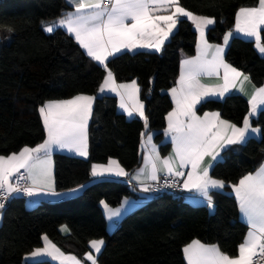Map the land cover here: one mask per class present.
<instances>
[{"label": "trees", "instance_id": "16d2710c", "mask_svg": "<svg viewBox=\"0 0 264 264\" xmlns=\"http://www.w3.org/2000/svg\"><path fill=\"white\" fill-rule=\"evenodd\" d=\"M259 0H180V5L197 16L213 18L206 37L213 44L235 27L236 13L242 7H255ZM70 6L65 0H0V155L35 147L46 138L39 106L49 100L70 99L75 95L96 96L89 123V156L79 158L55 153V186L59 191L90 182L93 164L116 159L132 174L142 162L141 139L145 123L127 120L117 111L113 96L98 97L106 75L104 67L93 63L64 31L47 34L42 22L62 17ZM177 30L160 53L139 51L111 59V70L119 83L136 80L140 99L145 104L149 131L162 156L168 154L163 131L172 108L168 90L178 81L182 58L196 54L197 30L188 20H180ZM8 29H12L9 31ZM264 45V27L260 31ZM254 41L233 38L226 61L248 75L253 85L264 84V56ZM249 102L241 95L221 100L208 99L196 113L218 112L238 126L248 116ZM261 129L260 139L250 138L244 145L228 148L209 175L226 182L225 191H213L215 211L194 206L183 196L155 194L118 225L107 229L101 201L118 207L138 194L123 181L100 180L90 183L80 195L57 202L41 201L26 208L23 196L13 198L3 210L0 226V264H52L49 261L26 263L27 254L40 247L44 236L63 252L83 257L93 239H103L105 248L99 264H185L183 248L194 240L217 245L230 256L238 255L247 227L239 219L237 200L231 185L255 172L264 159V109L250 122ZM71 234L64 237L60 227Z\"/></svg>", "mask_w": 264, "mask_h": 264}, {"label": "snow or ice", "instance_id": "6c2138e0", "mask_svg": "<svg viewBox=\"0 0 264 264\" xmlns=\"http://www.w3.org/2000/svg\"><path fill=\"white\" fill-rule=\"evenodd\" d=\"M66 4L74 7L75 11H68L61 18L42 22L43 30L52 33L56 28L66 29L73 35L86 55L106 70L103 82L99 85L98 93L114 92L120 96V108L129 117L134 114L140 116L147 128L148 121L144 113V105L139 100L140 88L136 80L130 83H117L111 70L107 69L109 57L123 51L138 49H154L160 51L164 42L173 33L180 18L191 20L200 32L201 44L198 45L197 56L181 62V72L177 83L179 88H171V94L176 108L168 113V127L165 136H170L175 158L179 160L181 168L191 165L183 187L189 191L195 189L205 199L209 208L214 207L211 189H224V180L213 179L209 176L211 161L220 157V150L226 146L244 144L252 134H260L261 129L253 127L249 116L261 110L264 106V87L255 88V93L249 100L251 112L245 116L243 126L238 127L227 120L220 119L218 112L196 114V106L211 96L222 97L230 87L236 86V80L248 76L224 62L221 45H210L204 39L207 26L215 23L213 18L197 16L180 5V0H65ZM167 13V14H161ZM234 30L223 36V45L227 46L230 38L239 34L246 38H254L261 54L260 29L264 26V0H259L258 7H242L236 13ZM12 31V29H8ZM215 49L211 61L207 60L208 50ZM224 68V85L219 89L205 88L199 84L198 77L202 74L213 75L220 67ZM127 97V99H125ZM93 95H75L70 99L49 100L38 108L46 131V139L35 147L25 146L18 153L8 156L0 155V210L13 194L23 193L28 197L49 195L59 197L66 195L57 192L53 186L50 163L54 149L67 150L80 157L88 156V121L92 115ZM183 118V119H182ZM143 135V133H142ZM149 141L151 135L148 136ZM155 151V146H153ZM205 157L211 161L204 166ZM157 159H160L157 155ZM164 169L172 176H184L185 173L175 170L174 158L165 157L161 160ZM24 169L26 175L20 174ZM151 179L156 180V165L152 164ZM140 172L143 169L139 170ZM128 173L118 161L109 158L107 164H93L90 177L93 180L104 179L109 176L122 177ZM16 178L17 184L10 181ZM136 177H133L135 179ZM20 181H30L21 187ZM167 187L175 186L174 182L165 181ZM85 185L69 189L68 194L82 190ZM235 194L240 213L249 231L238 246V255L230 256L223 253L215 244L206 245L194 240L183 248L187 264H257V257L264 258V163L254 173L244 175L238 183L231 185ZM149 192V187L142 189ZM108 213L109 219L120 214L119 210H112L101 201ZM62 231H67L64 226ZM44 247H38L30 253L28 258L49 256L52 260L59 259L61 264H81L77 257L65 255L44 236ZM90 251L86 254V261L98 264L97 256L101 253L105 241L93 239L89 242Z\"/></svg>", "mask_w": 264, "mask_h": 264}, {"label": "crops", "instance_id": "0c3cea01", "mask_svg": "<svg viewBox=\"0 0 264 264\" xmlns=\"http://www.w3.org/2000/svg\"><path fill=\"white\" fill-rule=\"evenodd\" d=\"M259 6V2H258V4L255 6V7H258ZM69 11H72V12H74L75 11V9H74V7H71L70 6V10ZM68 12V11H67ZM66 12V13H67ZM161 14H167V13H161ZM61 18V17H60ZM188 20L190 23H191V25H193L194 26V28L197 30V28H196V26H195V24L191 21V20H189V19H187L186 17H182V18H180V20ZM178 24H179V22H178ZM213 25V24H212ZM212 25H209V26H207V28H205V31H204V39L205 40H207V42H208V44H210V45H221V46H223L224 47V51H223V53H222V58H223V60H224V62L225 63H227V64H229L228 63V61H226V53H227V48L230 46V43H231V41L233 40V38H235V37H239V38H242V39H245V40H250V41H254V43H255V40H254V38H246V37H243L242 35H239V34H237V35H235L234 37H232V38H230V40H229V43H228V45L227 46H224L223 45V39H222V41H221V43H218V44H213V43H211V42H209L208 41V39H207V37H206V34H207V31L212 27ZM264 26H262L261 27V29L263 28ZM177 28H178V25L176 26V28L175 29H173V33L177 30ZM235 28V27H234ZM261 29H260V31H261ZM57 30H62V31H64L68 36H70L71 38H73L74 39V41L76 42V44L80 47V45L78 44V42L75 40V38H74V36L73 35H69L68 33H67V31H66V29H64V28H56V30L54 31V32H56ZM44 31V30H43ZM54 32H52V33H54ZM47 34H50V33H48V32H46ZM51 33V34H52ZM172 33V34H173ZM197 33H198V36H197V45H196V54L193 56V57H195V56H197V54H198V45H200L201 44V37H200V32L197 30ZM224 36V35H223ZM169 37H171V35L169 36ZM170 40V38H168L165 42H164V44H163V46L161 47V49H160V51H155L154 49H138V50H135V51H131V52H129V51H123V52H121V53H119V54H116V55H114V56H112V57H109V59H108V61H107V65H108V63H109V61L111 60V59H113L114 57H116V56H118V55H120V54H123V53H136V52H139V51H144V52H150V53H160L161 52V50H163V48H164V45L168 42ZM1 41H2V37H1V35H0V45H1ZM260 43H261V41H260ZM261 45H262V43H261ZM254 47H256V50H257V52L261 55V56H264V54H261L260 52H259V50H258V48H257V46H256V43H255V46ZM81 48V47H80ZM82 49V51L85 53L84 55H86V52H85V50L83 49V48H81ZM215 55V49L214 48H212V49H209L208 50V55H207V60H209V61H211L212 59H213V56ZM87 56V55H86ZM88 57V56H87ZM193 57H184V58H182V60H181V62L183 61V60H185V59H191V58H193ZM93 63H95V64H97V65H99L97 62H95V61H93L90 57H88ZM181 62H179L180 63V68H179V74L177 75L178 76V80H179V77H180V72H181ZM230 65V64H229ZM100 66V65H99ZM232 66V65H231ZM233 67V66H232ZM235 68V67H234ZM238 70V69H237ZM238 71H240V70H238ZM113 73V72H112ZM244 74V73H243ZM113 75H114V73H113ZM244 75H246V74H244ZM246 76H248V75H246ZM249 77V76H248ZM114 78H115V75H114ZM115 80H116V78H115ZM198 80H199V84L200 85H202L203 87H205V88H210V89H219L220 87H222L223 85H224V68L221 66L219 69H218V73L217 74H213V75H207V74H202V75H200L199 77H198ZM116 82L119 84V82L116 80ZM131 81H128V82H123V83H130ZM137 82V81H136ZM138 84V83H137ZM174 87H177V88H179V84L177 83ZM261 87H264V84H263V86H261ZM140 88V87H139ZM171 88H173V87H171ZM171 88H170V90H171ZM255 88H258L257 86H255V85H253V82H252V80H251V78L249 77V79L247 80V81H245L244 79H243V76H241L240 78H238L237 80H236V86L234 87V88H231L230 87V89H229V91L228 92H225L224 93V95L222 96V97H219V96H211V97H208V98H206L204 101H206V100H208V99H216V100H221V99H223V98H225V97H229L230 95H241V97L243 96V98H245L248 102H249V100L251 99V97H252V95L255 93ZM170 90H168V92H167V94H168V97H169V101H171V103H172V108H171V110L169 111V112H171V111H173L175 108H176V103H175V100L173 99V96H172V94H171V91ZM98 92V91H97ZM98 97H104V96H113V97H115L116 99H117V111H118V113H120V114H122L123 116H125V118L127 119V120H129V122H130V120H133V119H140L141 121H143L144 122V120L140 117V116H138V115H136V114H134L132 117H129L128 115H127V113H125L124 112V110L123 109H121L120 108V96L119 95H117L116 93H114V92H105V93H103V94H99L98 93V95H97ZM96 97V96H95ZM139 100H140V102H141V99H140V92H139ZM125 99H127V97H125ZM203 101V102H204ZM95 102V100L93 101V103ZM143 105H144V113H146V110H145V104L143 103V102H141ZM201 104V103H200ZM200 104H198L197 106H196V111H197V109H198V107L200 106ZM250 105V104H249ZM93 106H94V104H93ZM262 109H264V106H261V110ZM92 110H93V107H92ZM250 111H249V113L251 112V105H250V109H249ZM261 110H258L255 114H253V115H251V116H249V113H248V116H249V119H250V122H252V119H254V118H256L257 116H258V114H259V112L261 111ZM168 112V113H169ZM168 113H167V116H166V127H165V129L168 127V119H167V117H168ZM209 113H211V112H209ZM198 116H203V115H199L198 113H196ZM220 114V113H219ZM146 116V115H145ZM91 118V117H90ZM42 119V118H41ZM183 119V118H182ZM220 119H223V120H225L221 115H220ZM89 123H90V119H89V121H88V129H89ZM252 125V124H251ZM238 126V125H237ZM243 126V124L242 125H240V126H238V127H242ZM253 126V125H252ZM145 127V126H144ZM253 127H255V126H253ZM258 128V127H257ZM87 129V131H88V141H89V130ZM164 129V130H165ZM146 130V129H145ZM46 132V131H45ZM261 134V133H260ZM260 134H252V135H250L249 137H248V139H250V138H255V139H260V137H261V135ZM149 135H151V140L149 141V139H148V136ZM46 139V138H45ZM163 140H164V142L165 143H168V144H170V150H168V154L167 155H165V156H162V154L159 152L160 150H159V145L156 143V141H155V132H152V131H149L148 130V133L147 134H145V131L143 132V135H142V139H141V150H142V162H141V164H140V167L136 170V171H134L132 174H128L127 176H122V177H116V176H109V177H106V178H104V179H96V180H93L92 178L90 179V182H87V183H85V184H83V185H85V187L82 189V190H80V191H78V192H76V193H71V194H68V190H62V191H59V190H57L56 189V186H55V169H53L54 168V158H53V155L55 154V153H61V154H66V155H69V156H74V157H79V158H85V157H80V156H78V155H76L75 153H70V152H68L67 150H58V149H54L53 150V152H52V155H51V163H50V171H51V177H52V182H53V186H54V188H55V190L57 191V192H60V193H65L66 195H62V196H59V197H55V196H49V195H40V196H36V197H28V196H23L24 198H25V200H26V208H33V206H36L39 202H41V201H48V202H57L58 203V201H61V200H65V199H69V198H73V197H76V196H78V195H80L81 194V192L82 191H84V189L90 184V183H92V182H94V181H100V180H120V181H123V182H126V183H128L131 187H132V190L133 191H135L137 194H138V196L139 197H137V198H128V199H125L123 202H121L120 203V205L118 206V207H110L109 206V208L110 209H112V210H119V212H120V214L118 215V216H114V217H112L111 219H109V217H108V213L106 212V210H105V208L103 207V205L100 203V205L102 206V210H103V213H104V217H106V220H107V229H108V232L109 233H113L116 229L115 228H117L118 227V225L127 217V215H129V214H131V213H133L134 211H136L137 209H139V208H141V207H143L144 205H146V202H148V201H150L151 199H153V197H154V194H152L151 193V191H149V192H144L142 189L145 187V186H147V187H149V188H151V186L155 183V182H157L162 176H165V175H169L168 173H167V170L166 169H164V167H163V165H162V163H161V160L163 159V158H165V157H169V156H172L173 158H174V166H175V170H177V171H182L183 173H185V175L184 176H182V188L181 189H183V199H184V201H186L187 203H189V204H191V205H194V206H206L207 208H208V211L210 212V213H213V211H215V203H214V201H213V203H214V207L213 208H209L208 206H207V203H206V199L199 193V192H197L195 189H193V190H191V191H189L188 189H185L184 187H183V181L184 180H186L187 179V173L188 172H190L192 169H191V165H187V166H185V167H183V168H181L180 166H179V160L178 159H176L175 158V154H174V152H173V144H172V141H171V137L170 136H165V134H164V131H163V138H162ZM247 139V140H248ZM246 140V141H247ZM238 145H244V144H238ZM238 145H231V146H226L224 149H222V150H220V157L216 160V161H211V157H205V162H204V166H207V163L209 162V161H211V164H212V167H213V165L215 164V163H217V161H219V160H221L222 159V155H223V153L226 151V150H228V148H231V147H235V146H238ZM153 146H155V151L153 150ZM88 154H89V142H88ZM157 155H159V157H160V159H157ZM89 156V155H88ZM88 156L86 157V158H88ZM114 160H116V159H114ZM263 161L261 162V164L262 163H264V159H262ZM116 161H118V160H116ZM153 163H155V165H156V176H157V179L156 180H152L151 179V175H152V171H153V169H152V164ZM105 164H107V163H105ZM120 164V163H119ZM260 164V165H261ZM259 165V166H260ZM120 166H121V164H120ZM122 167V166H121ZM212 167L209 169V173L211 172V169H212ZM123 168V167H122ZM140 169H143V171L142 172H140L139 170ZM125 170V169H124ZM126 171V170H125ZM20 172H25L24 171V169H21L20 170ZM127 172V171H126ZM128 173V172H127ZM252 173H254V172H252ZM17 175H19V174H17ZM172 176H174V175H172ZM210 176V175H209ZM133 177H136L135 179H133ZM211 177V176H210ZM212 178V177H211ZM15 179V177H13V179L10 181L11 183L13 182V180ZM214 179V178H213ZM26 183H28V184H30L31 182L30 181H27ZM75 188H77V187H75ZM73 189V188H72ZM225 189H226V187L224 188V189H222V190H220V189H211L210 190V192H209V194L211 195V193L213 192V191H225ZM231 193L233 194V196H234V198L237 200V198H236V196H235V194L232 192V189H231ZM21 196V195H20ZM237 203H238V201H237ZM238 207H239V205H238ZM3 210L4 209H2V210H0V226H1V223H2V218H3ZM239 211V219H240V221L241 222H243V224H245L246 225V227H247V233H248V231H249V227L247 226V224H246V222H245V220H244V218L242 217V215H241V213H240V209L238 210ZM64 226H66V225H63V226H61L60 227V233H61V235L62 236H64V237H68L70 234H71V232L69 231L70 229L67 227V231H62L61 229H62V227H64ZM246 233V234H247ZM245 237H246V235H245ZM245 239V238H244ZM48 241H50L51 242V244H54V242L50 239V238H48ZM190 244V243H189ZM204 244V243H203ZM44 245H45V241L42 239V244H41V246L40 247H44ZM58 249H60L56 244H54ZM207 245V244H206ZM187 246V245H186ZM89 249H88V251H87V253H89L90 251L93 253V255H96L95 254V252H94V250H92L91 248H90V244H89ZM104 248H105V244H104V246H103V249H102V251H101V253H99L98 254V256H97V261H98V258H99V256H100V254H102V252L104 251ZM34 251V250H33ZM32 251V252H33ZM60 251L61 252H63L61 249H60ZM31 253V252H30ZM30 253L29 254H27L25 257H23L24 258V261L26 262V263H36V262H41V261H49V262H51L52 264H61V261L59 260V259H57V260H52L51 259V257H49V256H39V257H35V258H28V259H26V257H29L30 256ZM65 255H72V256H75V255H73V254H71V253H65V252H63ZM86 253V254H87ZM86 254L85 255H83V257H78V256H75V257H77V259H79L80 261H81V264H91V262H87L86 261ZM183 256H184V253H183ZM184 260H185V264H187V261H186V258H185V256H184ZM65 264H70V262H65ZM99 264V263H98Z\"/></svg>", "mask_w": 264, "mask_h": 264}, {"label": "built area", "instance_id": "2783aa9c", "mask_svg": "<svg viewBox=\"0 0 264 264\" xmlns=\"http://www.w3.org/2000/svg\"><path fill=\"white\" fill-rule=\"evenodd\" d=\"M107 2V0H106ZM182 172V171H181ZM20 174L26 175L25 172H20ZM165 181H168L169 183L174 182L175 186L172 187H167L165 185ZM27 181H20L19 184L21 187H24ZM14 185L17 184L16 178L12 182ZM182 188V176H170V175H165L162 176L157 182H155L150 189H155V190H150L152 194H170V195H179L183 196V189ZM25 196L23 193L20 194H13V196L6 201L5 206L15 197L17 196ZM5 208V207H4ZM257 264H264V258L257 257Z\"/></svg>", "mask_w": 264, "mask_h": 264}, {"label": "water", "instance_id": "95a60500", "mask_svg": "<svg viewBox=\"0 0 264 264\" xmlns=\"http://www.w3.org/2000/svg\"><path fill=\"white\" fill-rule=\"evenodd\" d=\"M148 126H149V124L147 125V128L145 127V129H146V130H145V134L148 133V130H149V127H148Z\"/></svg>", "mask_w": 264, "mask_h": 264}, {"label": "rangeland", "instance_id": "374dc122", "mask_svg": "<svg viewBox=\"0 0 264 264\" xmlns=\"http://www.w3.org/2000/svg\"><path fill=\"white\" fill-rule=\"evenodd\" d=\"M29 209H31V208H29Z\"/></svg>", "mask_w": 264, "mask_h": 264}]
</instances>
